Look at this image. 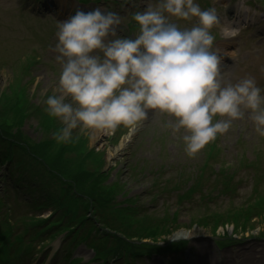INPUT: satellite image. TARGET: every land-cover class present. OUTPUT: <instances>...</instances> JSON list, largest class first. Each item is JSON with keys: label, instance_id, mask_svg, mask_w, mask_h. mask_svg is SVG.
<instances>
[{"label": "rangeland", "instance_id": "1", "mask_svg": "<svg viewBox=\"0 0 264 264\" xmlns=\"http://www.w3.org/2000/svg\"><path fill=\"white\" fill-rule=\"evenodd\" d=\"M116 1L97 7L124 16L118 31L131 35L125 32L132 25L130 13L141 10L148 0ZM195 2L201 9L220 11L219 27L234 36L225 41L219 28L212 29L224 56V79L234 83L252 77L264 89V0ZM229 7L237 12L230 13ZM77 8L91 10L77 0H0V139L17 148L22 172L27 170L33 179L37 175L39 191L53 196L65 214L86 209L87 230L102 233L108 241L107 245L101 241L105 252L185 244L180 264H264V171L257 177L253 174L254 164L264 167V148L249 120L233 122L226 134L192 157L184 153L179 135L164 126L171 118L152 110L134 134L120 127L113 133L89 130L68 144L52 139L60 123L47 115L43 101L56 93L61 67L52 51L56 22L66 20ZM244 18L251 23L239 22ZM178 23L191 26L194 21ZM6 173L0 166V217L8 210L13 229L23 215L29 219L52 214L55 207L36 210L29 205L36 192L26 191L25 177L15 173L9 178ZM230 179L235 195L214 197L227 189L224 184ZM161 188L170 191L161 193ZM185 193L187 199L178 204ZM37 202L42 203L40 196ZM97 208L102 210L94 214ZM177 234L187 238L173 240ZM218 235L235 238L236 243L221 247ZM111 241L117 246H109ZM58 243L59 239L49 247L55 250ZM249 249L247 260L236 259L238 251ZM49 252L46 249L34 262L24 264H64L61 256L53 258ZM75 256L81 258L80 264H99L90 261L92 252L84 245L76 248ZM139 264L167 263L153 256Z\"/></svg>", "mask_w": 264, "mask_h": 264}, {"label": "clouds", "instance_id": "2", "mask_svg": "<svg viewBox=\"0 0 264 264\" xmlns=\"http://www.w3.org/2000/svg\"><path fill=\"white\" fill-rule=\"evenodd\" d=\"M125 19L94 7L56 22L52 51L61 67L57 91L43 103L60 123L52 132L57 144L89 130L122 127L134 134L149 110L171 118L164 126L179 135L189 157L238 120H249L264 137V89L252 77L224 79L214 8L201 9L195 0H148L130 13L132 35L118 31Z\"/></svg>", "mask_w": 264, "mask_h": 264}, {"label": "trees", "instance_id": "3", "mask_svg": "<svg viewBox=\"0 0 264 264\" xmlns=\"http://www.w3.org/2000/svg\"><path fill=\"white\" fill-rule=\"evenodd\" d=\"M3 150L4 151V159L5 160H11L12 158H14L15 156L19 157V153L16 152L17 148L14 147L12 144L8 143L6 140H2L0 139V151ZM11 157V158H10ZM27 171V170H26ZM26 179L28 181H37V175L36 178L33 179L31 175H27ZM70 201V200H68ZM81 203H83L82 201H80Z\"/></svg>", "mask_w": 264, "mask_h": 264}, {"label": "bare ground", "instance_id": "4", "mask_svg": "<svg viewBox=\"0 0 264 264\" xmlns=\"http://www.w3.org/2000/svg\"><path fill=\"white\" fill-rule=\"evenodd\" d=\"M225 39H227V35L224 36ZM182 238H187L185 235H175L172 239L173 240H179V239H182ZM237 257L236 259L240 260V261H245L247 260L249 257H250V249L247 251V252H241V251H238L236 253ZM256 254L252 255V256H255Z\"/></svg>", "mask_w": 264, "mask_h": 264}]
</instances>
